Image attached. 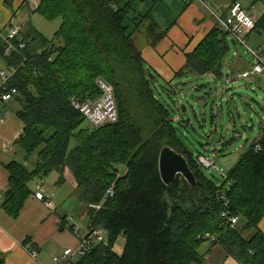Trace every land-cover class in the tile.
<instances>
[{
	"label": "trees",
	"instance_id": "obj_1",
	"mask_svg": "<svg viewBox=\"0 0 264 264\" xmlns=\"http://www.w3.org/2000/svg\"><path fill=\"white\" fill-rule=\"evenodd\" d=\"M31 1L23 0L27 6ZM135 1L38 0L34 13L49 22L59 20L60 26L50 40L27 24L18 36L26 44V62L12 79L19 92L15 113L24 126L18 143L33 170L29 173L16 163L6 166L9 179L0 207L17 218L33 194V181L43 183L55 172L62 185L68 170L75 182L73 195L86 210L87 233L79 240L94 230L104 231V242L91 243L75 264H201L204 243L221 246L239 264H264V233L259 228L264 218V134L239 157L228 180L216 184L205 176L183 141L180 127L189 120L181 112L177 119L172 114L175 103L168 106L156 94L159 87L169 97L176 95L173 88L160 81L135 45L145 40L155 47L166 31L148 15L130 17ZM258 3L264 7V0H252ZM251 33L264 36V11ZM1 35L0 29V64L18 65L16 53L4 56ZM227 37L215 25L185 54L176 76L223 77ZM99 80L113 91L117 120L95 128L71 107L70 98L98 99ZM84 121L90 127L83 128ZM164 147L186 159L196 179L193 188L179 177L169 186L161 182L158 155ZM223 210L237 217L234 227L221 218ZM121 237L124 246L117 255L113 247Z\"/></svg>",
	"mask_w": 264,
	"mask_h": 264
},
{
	"label": "crops",
	"instance_id": "obj_2",
	"mask_svg": "<svg viewBox=\"0 0 264 264\" xmlns=\"http://www.w3.org/2000/svg\"><path fill=\"white\" fill-rule=\"evenodd\" d=\"M179 1L181 2L179 4L180 8L171 22L163 25L158 20L152 19L161 30L166 31L164 38L155 47L146 44L145 40L135 41V45L140 48L141 57L146 65L159 76L162 83L172 87L175 94L180 87L184 90V87L190 82L187 81L188 79L199 78L192 73H180L176 76L185 65V54L191 53L204 36L214 28L216 25L215 17H226L227 10L233 0H214L209 3L211 6L208 5V10L197 2H191L188 6H185L181 0ZM235 1L247 10L254 19H257L264 11L262 4H255L262 6L256 16L252 11L255 7L252 0H248L247 6L242 5L238 0ZM36 5L30 7L29 4L27 6L23 0H0V29L2 33L7 32L11 21L24 27L33 20L31 27L39 35L46 38L41 30L36 27L37 23L40 22V18H42L33 11ZM248 5L251 8H248ZM24 11L25 14L22 17ZM210 12L214 13L215 17L211 16ZM234 61L236 62L227 67L231 71L242 72L243 74L250 67V64L242 62L240 57H234ZM250 77L254 76L250 75ZM181 98H179L180 101ZM14 101L6 103L0 101L1 193L7 188L9 174L6 166L10 163H16L29 173L33 170L32 164L27 162L25 153L18 143V140L22 137L24 126L16 116ZM184 109H182V112H184ZM182 112L180 113L181 116ZM34 159L33 156L32 160ZM56 175V180H54L56 182H53L55 185H59V176L57 173ZM63 176L65 182L62 186L67 185L69 188L64 194L62 191L58 192L61 188L55 186L53 182L44 186V181L43 183L37 180L33 181V194L27 198L17 218L9 217L0 207V253L3 256V264H57L53 261L55 256H60L64 250L78 247L79 238L82 235L79 232L71 231V228L68 229L72 219L66 211L63 212L62 206L57 201L72 196L75 189V182L71 173L66 170ZM44 189L46 192H44ZM38 191H41L44 195L45 199L43 201L35 198V193ZM60 194L61 198H58L57 196ZM1 202L0 198V205ZM46 202H50V205L47 206ZM82 213L86 217L85 206ZM238 224H243V222L239 220ZM59 227H62V230H59ZM259 228L264 233V218L259 223ZM31 245L36 250L34 256L28 251V247ZM123 246L124 240L121 237L113 247L115 254L120 255ZM199 254L202 256L201 264H239L219 245L204 243L199 248Z\"/></svg>",
	"mask_w": 264,
	"mask_h": 264
},
{
	"label": "rangeland",
	"instance_id": "obj_3",
	"mask_svg": "<svg viewBox=\"0 0 264 264\" xmlns=\"http://www.w3.org/2000/svg\"><path fill=\"white\" fill-rule=\"evenodd\" d=\"M213 1L206 0V5L211 6L209 3ZM238 1L242 5L247 6L248 4V0ZM37 3L38 0H32L30 7ZM179 4H181L179 0H160L156 4H152L150 0H136L130 17L148 15L151 20L154 18L166 25L177 14L180 8ZM248 8H251L250 5ZM261 8L260 4L255 5L252 11L257 16V12ZM24 14L25 11L22 17ZM39 21L36 27L50 40L58 29L60 21L49 22L43 18H40ZM32 24L33 20L29 26ZM227 44L229 51L222 67L223 77L215 78L208 75L204 78L188 79L187 81L190 82L184 87V90L180 87L176 95L169 93L170 97L166 91L159 87H157L156 93L158 98L163 103H167L168 106H171L173 101L177 108L185 107L184 112L174 107L172 114H175L178 119V113L182 112V118L189 120V124L181 126L180 130L184 135L183 141L191 153L195 156L199 154L214 155L213 161L218 172L214 168L206 169L203 167L202 171L208 179L216 184H219L221 180L220 175H227L239 157L250 148L264 131V75L257 77H249V75V78L246 79L241 77L242 72L228 69V65L236 62L232 52L233 55L235 53V57H240L242 62L250 64L252 58L248 54H244L243 48L237 43L231 42L229 37H227ZM247 45L253 50H263L264 36L251 33L247 38ZM237 53H239L238 56ZM0 69H6V67L0 64ZM248 71H250V67ZM226 76H230V78L228 79ZM180 97H182L181 101L179 100ZM178 126L177 123V128H179ZM82 127L88 128L90 125L84 121ZM123 171L121 168L119 174H123ZM56 177V173L53 172L44 178V186L56 180ZM55 186L60 187L61 190L58 192L62 191L63 194L69 189L67 185ZM44 192H46L45 189ZM57 197L61 198V194ZM57 201L62 206L63 212L66 211L72 219L68 229L73 225L75 231L84 236L87 233V219L82 213L83 204L74 195ZM68 229L66 230L68 231ZM73 260L76 261L77 257H74Z\"/></svg>",
	"mask_w": 264,
	"mask_h": 264
},
{
	"label": "built area",
	"instance_id": "obj_4",
	"mask_svg": "<svg viewBox=\"0 0 264 264\" xmlns=\"http://www.w3.org/2000/svg\"><path fill=\"white\" fill-rule=\"evenodd\" d=\"M182 1L194 2L195 0ZM211 15L215 17L213 13H211ZM215 18L216 24L218 23V25L221 26L222 30L228 35V37L243 48L244 54H248L252 58L250 72H245L241 77L247 78L249 75H264V50H253L247 45L246 38L254 28V17L248 11L244 10L239 3H235L230 7L229 15L227 17L222 20H219L217 17ZM17 33L18 28L13 24H10L6 34L1 35V39L4 42V56L10 57L12 53H16V55L20 57L18 65L9 66L6 69H0L1 102L8 101L18 95V89L12 86V79L17 71L24 67L26 62V57L22 54L26 44L18 39ZM98 85L101 95L96 100L80 101L75 97L70 98L71 107L80 113V115L95 128L101 127L105 124L114 123L117 120V110L112 89L101 80L98 81ZM258 149L259 146L255 144V150ZM213 158L214 155L205 156L199 154L196 157V161L202 167L206 169L214 168L218 172V169L215 168ZM220 176L222 181L228 180L227 175L224 174ZM229 185L230 182H228V186ZM1 195L2 193L0 191V198ZM108 195L112 196L111 190L108 191ZM35 198L40 201L45 199L41 191L35 193ZM220 199L225 203L224 206H227L228 202L224 193L220 195ZM46 204L49 206L50 202H46ZM89 207L94 209L99 208V206L95 205H90ZM221 218L231 227H234L237 224V217L228 215L227 210L221 212ZM103 236L104 231L102 229L94 230L89 236L80 240L77 248L64 250L60 256H55L53 261L57 264H75L73 258L77 257L78 259L83 256L91 247V243L100 241L104 242ZM28 251L32 256L36 254V250L31 246L28 247Z\"/></svg>",
	"mask_w": 264,
	"mask_h": 264
},
{
	"label": "water",
	"instance_id": "obj_5",
	"mask_svg": "<svg viewBox=\"0 0 264 264\" xmlns=\"http://www.w3.org/2000/svg\"><path fill=\"white\" fill-rule=\"evenodd\" d=\"M158 173L165 186L171 185L177 177L183 179L191 188L195 186L196 179L190 170L186 159L169 147L161 149L158 155ZM73 228V225L71 226ZM62 230V227H60Z\"/></svg>",
	"mask_w": 264,
	"mask_h": 264
},
{
	"label": "bare ground",
	"instance_id": "obj_6",
	"mask_svg": "<svg viewBox=\"0 0 264 264\" xmlns=\"http://www.w3.org/2000/svg\"><path fill=\"white\" fill-rule=\"evenodd\" d=\"M194 2H197V3H199V4H201L204 8H206L207 10H208V6L206 5V0H195ZM191 3V2H190ZM235 3H238V2H235ZM235 3H232L230 6H229V8H228V10H227V13H226V17L229 15V10H230V7L233 5V4H235ZM211 13L212 12H210V15H211ZM214 14V13H213ZM215 15V14H214ZM212 16V15H211ZM223 19V17H220L219 18V20H222ZM10 24H13L15 27H17L18 28V33H17V35L19 36V33L21 32V30H22V27L20 26V25H18V24H16V23H14V22H10ZM216 26H218V27H220L221 28V26L220 25H218V23L216 24ZM222 29V28H221ZM248 36V35H247ZM247 39V38H246ZM25 49H26V46H25V48H24V50L22 51V54H23V56L24 57H26V55L24 54V51H25ZM252 62V61H251ZM251 64V63H250ZM250 70H251V66H250ZM248 72H250V71H248ZM244 74V73H243ZM248 78V77H247ZM97 84H98V81H97ZM99 86V85H98ZM110 87V86H109ZM111 88V87H110ZM16 97H19V92H18V95L17 96H15V97H13L12 99H10V100H8V101H4L3 103H6V102H9V101H12V100H14Z\"/></svg>",
	"mask_w": 264,
	"mask_h": 264
}]
</instances>
